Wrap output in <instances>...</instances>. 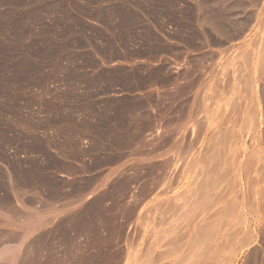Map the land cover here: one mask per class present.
Returning a JSON list of instances; mask_svg holds the SVG:
<instances>
[{"label":"rangeland","instance_id":"374dc122","mask_svg":"<svg viewBox=\"0 0 264 264\" xmlns=\"http://www.w3.org/2000/svg\"><path fill=\"white\" fill-rule=\"evenodd\" d=\"M0 174L18 264H264V0H0Z\"/></svg>","mask_w":264,"mask_h":264},{"label":"bare ground","instance_id":"6f19581e","mask_svg":"<svg viewBox=\"0 0 264 264\" xmlns=\"http://www.w3.org/2000/svg\"><path fill=\"white\" fill-rule=\"evenodd\" d=\"M147 70H148V69H147ZM151 72H152V71H151ZM153 72H154V71H153ZM162 72H163V71H162ZM155 73H156V72H155ZM153 75H154V74H153ZM158 75H159V74H158ZM158 75H157V76H158ZM155 77H156V76H155ZM164 79L167 80L166 78H164ZM153 80H154V79H153ZM165 80H164V83H165ZM168 80H169V79H168ZM147 81H148V80H147ZM150 81H151V80H150ZM158 82H160V81H158ZM161 82H163V80H161ZM151 83H152V82H151ZM147 84H148V83H147ZM158 84H159V83H158ZM133 88H134V87H133ZM153 88H154V87H153ZM160 88H161V87H160ZM168 88H169V87H168ZM154 89H155V88H154ZM162 89H163V88H162ZM153 93H154V92H153ZM158 93H159V92H158ZM156 94H157V93H155V95H156ZM162 95H163V94H162ZM162 95H161V96H162ZM137 96H138V95H137ZM139 96H140V95H139ZM150 96H151V95H150ZM154 97H155V96H154ZM157 97H158V95H156L155 98H157ZM162 97H164V96H162ZM158 98H159V97H158ZM152 99H153V98H152ZM167 99H168V98H167ZM134 100H135V99H134ZM147 100H148V102H147ZM155 100H156V99H154V101H155ZM157 100H159V99H157ZM157 100H156V101H157ZM162 100H163V99H162ZM162 100H161V101H162ZM156 101H155V102H156ZM148 103H149V98L147 99V98H145V97H143V96H142V97H138V99L136 98V101L134 102V104H133L132 106L130 105V107H129L127 110L129 111V109H130V111H132V112L137 113L136 111H139L138 113H141V112H144L145 110H147V107L150 105V104H148ZM151 103H152V101H151ZM152 104H153V103H152ZM197 104H198V103H197ZM147 105H148V106H147ZM150 107H151V106H149V109H150ZM158 107H159V106H158ZM190 107H191V108H189V114L192 112V107H194V102H193V104H191ZM198 107H199V106H198ZM123 109H124V108H123ZM151 109H152V108H151ZM155 110H156V109H155ZM124 111H125V110H124ZM128 111H127V113H129ZM158 111H159V110H158ZM122 112H123V111H122ZM145 112H146V111H145ZM145 112H144V113H145ZM156 112H157V111H156ZM123 113H124V112H123ZM138 113H137V115H136L137 117H139V116H141V115H143V117H144V114H143V113H142L141 115H138ZM147 113H148V111H147L145 114H147ZM129 114H130V113H129ZM131 115H133V113H132ZM157 115H158V113H157ZM122 116H123V115H122ZM125 116H126V114H125ZM128 116H129V115H128ZM190 116H191V115H190ZM194 116H195V115H194ZM129 117H131V116H129ZM129 117H128V119H129ZM133 117H135V116H133ZM133 117H131V118H133ZM148 117H149V116H148ZM150 117H151V115H150ZM150 117H149V118H150ZM156 117H157V116H156ZM163 117H164V116H163ZM188 117H189V116H188ZM124 118H125V117H124ZM131 118H130L131 121H128V122H130V123L134 120V119H131ZM145 118H146V117H145ZM151 118H152V117H151ZM182 118H183V117H182ZM128 119H127V120H128ZM135 119H136V117H135ZM154 119H156V118H154ZM183 119H184V118H183ZM122 120H123V118H122ZM142 120H143V119H142ZM149 120H150V119H149ZM177 120H178V119H177ZM144 121L147 122V121H148V118H147V119H144ZM152 121H153V120H152ZM154 121H155V120H154ZM154 121H153V122H154ZM157 121H158V119H157ZM136 122H137V120H136ZM150 122H151V120H150ZM124 123H125V122H124ZM124 123H123V124H124ZM132 123H133V122H132ZM158 123H159V122H158ZM138 124H139V123H138ZM140 124H141V123H140ZM125 125L127 126L126 123H125ZM147 125H149V123H147ZM131 126H132V125H131ZM143 126H144V125H143ZM156 126H157V125H156ZM161 126H162V125H161ZM175 126H176V125H175ZM132 127H133V126H132ZM127 128H128V127H127ZM152 128H153V127H152ZM172 129H173V128H172ZM137 130H138V129H137ZM138 131H139V130H138ZM171 131H172V130H171ZM131 133H132V132H131ZM140 133H142V132H140ZM164 133H165V132H164ZM222 133H223V132H222ZM168 135H169V134H168ZM168 135H167V136H168ZM170 135H171V134H170ZM99 136H100V135H99ZM135 136H137V135L135 134ZM139 136H140V135H139ZM139 136H138V137H139ZM142 136H144V135H141V137H142ZM165 136H166V135H165ZM168 137H169V136H168ZM228 137H229V136H228ZM122 138H123V137H122ZM161 139H162V138H161ZM228 139H229V138H228ZM150 140H152V139H150ZM147 141H148V140H147ZM159 141H160V140H159ZM228 141H229V140H228ZM137 142H138V141H137ZM165 142H166V141H165ZM219 142H220V141H219ZM224 142H225V141H224ZM159 143H160V142H159ZM175 143H176V142H175ZM189 143H190V141H189ZM215 143H216V142H215ZM217 143H218V141H217ZM123 144H124V142H123ZM133 144H134V143H133ZM148 144H149V143H148ZM210 144H211V143H210ZM154 145H155V144H154ZM189 145H190V144H189ZM217 145H218V144H216V146H217ZM130 146H131V145H130ZM133 147H135V145H134ZM148 147H149V145H148ZM206 147H207V146H206ZM129 148H130V147H129ZM145 148H146V147H145ZM178 148H179V147H178ZM182 148H184V147H182ZM185 148H186V147H185ZM132 149H134V148H132ZM138 149H139V148H138ZM150 149H151V148H150ZM174 149H175V148H174ZM218 149H219V148H218ZM218 149L215 148V150H218ZM73 150H74V149H73ZM128 150H130V149H128ZM135 150H136V149H135ZM145 150H147V149H145ZM151 150H152V149H151ZM175 150H176V149H175ZM177 150H178V149H177ZM141 151H143V150L141 149ZM141 151H140V152H141ZM168 151H169V150H168ZM171 151H172V150H171ZM180 151L183 152V150H180ZM218 151H219V150H218ZM126 152H127V151H126ZM135 152H136V151H135ZM135 152H134V153H135ZM153 152H154V151H153ZM176 152H177V151H176ZM178 152H179V151H178ZM185 152H186V151H185ZM208 152H209V151H208ZM213 152H214V151H213ZM138 153H139V152H138ZM206 153H207V152H206ZM130 154H131V153H130ZM132 154H133V153H132ZM135 154H136V153H135ZM139 154H140V153H139ZM146 154H147V153H146ZM148 154H149V153H148ZM151 154H152V153H151ZM182 154H183V153H182ZM74 155H75V154H74ZM94 155H95V154H94ZM206 155H207V154H206ZM213 155H214V154H213ZM210 156H211V158H213L212 155H210ZM219 156H220V154H219ZM180 157H181V156H180ZM202 157H203V156H202ZM208 157H209V156H208ZM211 158H210V159H211ZM206 159H207V158H206ZM210 159H209V160H210ZM60 160H61V159H60ZM132 160H133V159H132ZM170 160H171V159H170ZM178 160H179V159H178ZM201 160H202V159H201ZM203 160H204V158H203ZM203 160H202V161H203ZM211 160H212V159H211ZM211 160H210V162H212ZM214 160H215V159H214ZM217 160H218V159H217ZM96 161H97V160H96ZM101 161H102V160H101ZM126 161H128V160H126ZM182 161H183V160H182ZM215 161H216V160H215ZM221 161H222V160H221ZM53 162H54V161H53ZM98 162H99V161H98ZM175 162H176V161H175ZM127 163H128V162H127ZM133 163H134V162H133ZM212 163L214 164L215 162L213 161ZM212 163H211V164H212ZM99 164H100V163H99ZM125 164H126V163H125ZM125 164H122V165H125ZM160 164H161V163H160ZM165 164H166V163H165ZM165 164H164V166H165ZM174 164H175V163H174ZM206 164H207V161H206ZM211 164H210V165H211ZM19 165H20V164H19ZM188 165H189V164H188ZM204 165H205V164H204ZM216 165H217V164H216ZM219 165H220V164H219ZM219 165H218V166H219ZM36 166H37V165H36ZM129 166H130V165H129ZM129 166H128V167H129ZM141 166H142V165H141ZM174 166H175V165H174ZM181 166H182V165H181ZM192 166H193V165H192ZM212 166H213V165H212ZM212 166H211V167H212ZM51 167H52V166H51ZM148 167H149V166H148ZM150 167H151V166H150ZM172 167H173V166H172ZM194 167H195V166H194ZM211 167H209V169H210ZM219 167H220V166H219ZM219 167H218V169H219ZM52 168H53V167H52ZM74 168H75V167H74ZM132 168H133V167H132ZM163 168H164V167H163ZM173 168H174V167H173ZM205 168H206V166H205ZM216 168H217V167H215V170H214L215 173H216V170H218V169H216ZM145 169H146V168H145ZM150 169H151V168H150ZM203 169H204V168H203ZM207 169H208V168H207ZM211 169L213 170V168H211ZM211 169H210V170H211ZM136 170H137V169H136ZM212 170H211L210 172L213 173ZM222 170H223V169H222ZM222 170H221V171H222ZM132 171H133V170H132ZM148 171H149V170H148ZM94 172H95V171H94ZM149 172H150V171H149ZM163 172H164V171H163ZM208 172H209V171H208ZM208 172H206V176H208V175H207ZM228 172H229V171H228ZM141 173H142V172H141ZM202 173H204V172H202ZM217 173H220L219 170L217 171ZM217 173H216V174H217ZM221 173H222V172H221ZM3 174H4V173H3ZM99 174H100V173H99ZM131 174H132V173H131ZM210 174H211V173H210ZM216 174H215V175H216ZM0 175H1V174H0ZM10 175H11V174H10ZM31 175H32V174H31ZM145 175H146V174H145ZM159 175H160V174H159ZM211 175H212V174H211ZM211 175H210V176H211ZM222 175L224 176L225 174H221L220 177H221ZM134 176H135V175H134ZM206 176H205V177H206ZM128 177H129V176H128ZM139 177H140V176H139ZM130 178H131V177H130ZM132 178H133V177H132ZM154 178H155V177H154ZM156 178H157V177H156ZM207 178H208V177H207ZM106 179H107V178H106ZM141 179H142V178H141ZM141 179H140V180H141ZM158 179H159V178H158ZM209 179H210V178H209ZM209 179H208V181H207V180L205 181V182H207L206 185H208V182L210 181ZM219 179H220V178H218V180H219ZM221 179H222V178H221ZM0 180H1V179H0ZM35 180H36V179H35ZM104 180H105V179H104ZM129 180H130V179H129ZM137 180H138V179H137ZM202 180H203V179H202ZM213 180H214V178H213ZM88 181H89V180H88ZM91 181H92V180H91ZM91 181H90V182H91ZM130 181H131V180H130ZM135 181H136V180H135ZM162 181H163V180H162ZM6 182H7V181H6ZM122 182H123V181H122ZM131 182H132V181H131ZM152 182H153V181H152ZM200 182H202V181H200ZM210 182H212V181H210ZM210 182H209V183H210ZM217 182H218V181H217V177H216V183H217ZM149 183H151V182H149ZM167 183H168V182H167ZM198 183H199V182H198ZM216 183L213 184V182H212V184L215 185V186L217 185ZM12 184H13V183H12ZM104 184H105V183H104ZM147 184H148V183H147ZM210 184H211V183H210ZM210 184H209V185H210ZM54 185H55V184H54ZM63 185H64V184H63ZM107 185H108V184H107ZM124 185H125V184H124ZM157 185H158V184H157ZM56 186H57V185H56ZM71 186H72V185H71ZM127 186H128V185H127ZM3 187H4V186H3ZM58 187H59V186H58ZM212 187H213V186H212ZM212 187H211V188H212ZM123 188H124V187H123ZM203 188H204V187H203ZM76 189H77V188H76ZM128 189H129V188H128ZM146 189H147V188H146ZM205 189H206V188H205ZM205 189H204V190H205ZM214 189H216V188H214ZM214 189H213V190H214ZM60 190H61V189H60ZM78 190H79V189H78ZM202 190H203V189H202ZM206 190L209 191V189H206ZM57 192H59V191H57ZM79 192H80V191H79ZM103 192H104V191H103ZM5 193H6V192H5ZM66 193H67V192H66ZM81 193H82V192H81ZM203 193H204V192H203ZM62 194H63V193H62ZM103 195H104V194H103ZM2 196H3V195H2ZM54 196H55V195H54ZM59 196H60V195H59ZM65 196H67V195H65ZM65 196H64V197H65ZM70 196H71V195H70ZM77 196H78V195H77ZM62 197H63V196H62ZM67 197H68V196H67ZM71 197H72V196H71ZM75 198H77V197H75ZM0 199H1V198H0ZM93 199H94V198H93ZM109 199H110V198H109ZM71 200H72V199H71ZM74 200H75V199H74ZM96 200H97V199H96ZM165 200H166V199H165ZM68 201H69V200H68ZM172 203H173V202H172ZM94 204H95V203H94ZM168 204H170V203L168 202ZM174 204H175V203H174ZM174 204H173V205H174ZM176 204H177V203H176ZM178 204H179V202H178ZM178 204H177V205H178ZM65 205H66V204H65ZM166 205H167V204H166ZM180 205H181V204H179V206H180ZM66 206H67V205H66ZM91 206H92V205H91ZM155 206H156V205H155ZM170 206H172V205H170ZM168 207H169V206H168ZM175 207H176V206H175ZM48 208H49V207H48ZM60 208H61V207H60ZM173 208H174V207H173ZM178 208H179V207H178ZM95 209H96V208H95ZM174 209H175V208H174ZM69 210H70V209H69ZM129 210H130V209H129ZM28 213H29V212H28ZM67 213H68V212H67ZM32 214H33V213H32ZM32 214H30V215H32ZM35 214H36V213H35ZM35 214H34V215H35ZM73 214H74V215H72V216L74 217V221L76 222V226L78 225V226L76 227V230H77V231L75 232V233H76L75 235H77V233H79L78 230L81 229L82 232L84 233V231L87 229L88 231H87V230L85 231V233H86V232L89 233V234L86 233L87 238H88V235L91 234L90 231H89V228H90L91 225H90L88 222H89L90 220H92V219H95V220H96V219H98V220L100 219V220L102 221L103 219H101V218H103L102 216L105 215V214L103 215V213H102L100 210H99V211H92V210H82V209H81V210H77V211H75ZM32 216H33V215H32ZM36 216H37V214H36ZM36 216H34V217L36 218ZM62 216H63V215H62ZM65 216H66V215H65ZM68 216H69V215H68ZM70 216H71V215H70ZM143 216H144V215H143ZM25 217H26V216H25ZM27 217H28V216H27ZM34 217H30V218H28V219H31V218H32L31 220H34V219H35ZM38 217H39V216H38ZM38 217H37V218H38ZM73 217H72V218H73ZM61 218H64V216L61 217ZM65 218H66V217H65ZM67 218H68V217H67ZM41 219H42V218L40 217V220H41ZM68 219H69V218H68ZM104 219H105V218H104ZM143 219H144V218H143ZM35 220H38V219H35ZM35 220H34V221H35ZM43 220H44V219H43ZM62 220H63V219H62ZM62 220H61V221H62ZM70 220H72V219L70 218ZM141 220H142V219H141ZM65 221H66V219H65ZM67 221H68V220H67ZM107 221H108V220H107ZM28 222L30 223V221H28ZM41 222H42V221H41ZM62 222H63V221H62ZM70 222H71V221H70ZM92 222H93V221H92ZM98 222H100V221H98ZM31 223H32V222H31ZM59 223H60V222H59ZM90 223H91V222H90ZM63 224H64V223H63ZM88 224H89V226H88ZM92 224H93V223H92ZM101 224H102V223H101ZM57 226H58V225H57ZM64 226H65V224H64ZM93 226H94V225H93ZM108 226H109V225H108ZM110 226H111V225H110ZM78 227H80V229H78ZM115 227H116V226H115ZM54 228H55V227H54ZM67 228H69V227H67ZM67 228H66V229H67ZM91 228H92V227H91ZM91 228H90V230H91ZM93 228H94V227H93ZM69 229H70V228H69ZM98 229H99V228H98ZM198 230H199V229H198ZM164 231H165V230H164ZM80 232H81V231H80ZM203 232H204V231H203ZM65 233H66V232H65ZM85 233H84V234H85ZM166 233H167V232H166ZM166 233H164V234L166 235ZM171 233H172V232H171ZM177 233H178V231H177ZM177 233H176L175 235H177ZM73 234H74V233H73ZM96 234H97V233H96ZM211 234H212V233H211ZM67 235H68V233H67ZM67 235H66V237H67ZM75 235H74V236H75ZM82 235H83V234H82ZM91 235H92V234H91ZM91 235H90V236H91ZM74 236H73V238H74ZM97 236H98V235H97ZM178 236H180V235H178ZM197 236H199V235H197ZM210 236H211V235H210ZM70 237H71V236H70ZM76 237H77V236H76ZM165 237H166V236H165ZM207 237H208V236H207ZM97 238H98V237H97ZM170 238H171V237H170ZM175 238H176V237H175ZM180 238H184V237H183V236H180ZM180 238H176V239H178L179 242H180V241L182 242L183 240H181ZM208 238H209V237H208ZM58 239H59V238H58ZM60 239H61V238H60ZM69 239H70V238H69ZM88 239H89V238H88ZM88 239H87V240H88ZM93 239H94V237H93ZM93 239H92V240H93ZM160 239H161V238H160ZM167 239H168V238H167ZM176 239H175V241H176ZM179 239H180V240H179ZM98 240H100V238H99ZM157 240H158V239H157ZM162 240H163V239H162ZM170 240H171V239H170ZM201 240H202V239H201ZM0 241H1V240H0ZM69 241H70V240H69ZM72 241H73V240H72ZM79 241H80V240H79ZM90 241H91V240H90ZM90 241L88 240L89 243H93V242H94V240H93V242H92V241L90 242ZM102 241L104 242V240H102ZM178 241H176V242H178ZM73 242H74V241H73ZM73 242H72V243H73ZM85 242H86V241H85ZM88 242H86L87 244L85 243V247H86L85 250L87 249V246H88V248H89V247L92 248L91 246H89V245H91V244H88ZM100 242H101V241H100ZM173 242H174V241H173ZM173 242H172V244H173ZM179 242L176 244V247L180 245V246H182V247L184 248V246H185L184 244L187 243L186 245H188V242H184V241H183V245H184V246L181 245V244H182L181 242H180V243H179ZM190 242H191V241H190ZM0 243H1V242H0ZM65 243H66V241H65ZM95 243H96V242H95ZM95 243H94V244H95ZM101 243H102V242H101ZM101 243L98 242V245L101 244ZM74 244H75V243H74ZM76 244H77V243H76ZM96 244H97V243H96ZM166 244H167V243H166ZM51 245H52V244H51ZM72 245H73V244H72ZM77 245H78V246H77ZM77 245H76V248L81 246V244H80V246H79V243H78ZM98 245H97V247H99ZM103 245H104V243H103ZM110 245H111V244H110ZM130 245H131V243H130ZM169 245H170V244H169ZM191 245H192V244H191ZM9 246H10V245H9ZM92 246H93V245H92ZM180 246H179L178 248H181ZM1 247H2V246H1ZM3 247H4V246H3ZM10 247H11V246H10ZM73 247H74V246H73ZM82 247H83V248H82ZM82 247H81V248L84 249V245H82ZM45 248H46V247H45ZM90 248H89V249H90ZM93 248H94V247H93ZM95 248H96V246H95ZM101 248H102V247H101ZM178 248H175V249H178ZM189 248H190V246H189ZM89 249H87V250H89ZM99 249H100V247H99ZM113 249H114V247H113ZM15 250H16L15 248L13 249V248H9V247H4L3 249H1V250H0V264H8L9 262H11V261H12V260H11V257L14 256L13 254H14V251H15ZM60 250H61V249H60ZM70 250H71V249H70ZM73 250H74V249H73ZM77 250H80V249H77ZM87 250H86V252H88ZM108 250H109V249H108ZM167 250H168V249H167ZM179 250H180V249H179ZM75 251H76V250H75ZM75 251H74V252H75ZM92 251H93V250H92ZM92 251H91V252H92ZM94 251H95V250H94ZM101 251H102V250H101ZM168 251H169V250H168ZM184 251H185V250H184ZM66 252H67V251H66ZM66 252H65V253H66ZM79 252H80V251H79ZM84 252H85V251H84ZM84 252H83V253L80 252V253H82L83 255H82V257L80 256L81 258L79 257V259H77L76 262H74V264H102V262H101L100 260H97V258H96V257H97V254H96L95 257H94V255H92V253H94V252H92L91 254H90V253H88V254L86 253V255L84 254ZM99 252H100V251H99ZM103 252H104V251H103ZM103 252H102V253H103ZM128 252H129V251H128ZM126 253H127V252H126ZM163 253H164V252H163ZM184 253H185V252H184ZM47 254H49V253H47ZM75 254H76V253H75ZM99 254H100V253H99ZM99 254H98V256H99ZM123 254H124V253H123ZM130 254H131V253H130ZM149 254H150V253H149ZM168 254H169V253H168ZM28 255H29V254H28ZM49 255H50V254H49ZM71 255H72V254H71ZM84 255H85V256H84ZM67 256H68V255H67ZM17 257H19V256H17ZM31 257H32V256H31ZM72 257H73V256H72ZM74 257L77 258L76 255H75ZM99 257H100V256H99ZM151 257H152V256H151ZM182 257H183V256H182ZM14 258H15V257H14ZM25 258H26V256H25ZM51 258H52V257H51ZM75 258H74V259H75ZM102 258H103V257H102ZM124 258H125V257H124ZM12 259H13V258H12ZM21 259H22V258H21ZM21 259H20V260L18 259L19 261H18V260H16V261H15V260L12 261V264H18L17 261L21 263ZM118 259H119V258H118ZM22 260H23V259H22ZM43 260H44V259H43ZM72 260H73V259H72ZM72 260H71V261H72ZM113 260H114V259H113ZM126 260H127V259H126ZM55 261H56V259H55ZM49 262H51V261L49 260ZM109 262H110V261H109ZM37 263H38V262H37ZM42 263H43V262H42ZM71 263H72V262H71ZM9 264H10V263H9ZM53 264H54V263H53ZM56 264H57V263H56ZM103 264H104V263H103Z\"/></svg>","mask_w":264,"mask_h":264},{"label":"crops","instance_id":"0c3cea01","mask_svg":"<svg viewBox=\"0 0 264 264\" xmlns=\"http://www.w3.org/2000/svg\"><path fill=\"white\" fill-rule=\"evenodd\" d=\"M157 4H161L162 5V3H159V2Z\"/></svg>","mask_w":264,"mask_h":264}]
</instances>
